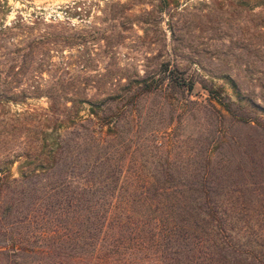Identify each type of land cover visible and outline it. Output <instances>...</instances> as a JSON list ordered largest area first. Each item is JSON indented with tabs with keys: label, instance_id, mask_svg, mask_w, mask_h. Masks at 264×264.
<instances>
[{
	"label": "rangeland",
	"instance_id": "374dc122",
	"mask_svg": "<svg viewBox=\"0 0 264 264\" xmlns=\"http://www.w3.org/2000/svg\"><path fill=\"white\" fill-rule=\"evenodd\" d=\"M258 2L0 0V160L14 161L11 171L20 177L26 158L17 155L30 141L28 132L17 131L18 120L49 109L50 96L96 100L128 79H187L193 90L175 87L140 99L127 125L133 160H150L152 174L188 177L210 155L207 169L217 174L219 191L239 190L244 199L254 194L258 203L264 130L219 119L206 102L212 88L235 100L234 80L242 94L264 104V27L254 28L264 5ZM224 129L227 139L219 141ZM24 187L31 189L19 190Z\"/></svg>",
	"mask_w": 264,
	"mask_h": 264
},
{
	"label": "trees",
	"instance_id": "16d2710c",
	"mask_svg": "<svg viewBox=\"0 0 264 264\" xmlns=\"http://www.w3.org/2000/svg\"><path fill=\"white\" fill-rule=\"evenodd\" d=\"M254 26L264 27V17ZM170 81L128 79L96 100L50 96L49 109L18 120L17 131L28 132L30 144L17 155L26 158L19 178L14 161L0 160L4 264H264L262 191L258 203L254 194L244 199L239 190L219 191L217 174L207 169L210 155L188 177L152 174L150 160H133L127 125L140 99L195 85ZM232 83L235 100L223 88L207 89V107L219 119L264 130V104ZM217 138L225 141L226 130Z\"/></svg>",
	"mask_w": 264,
	"mask_h": 264
}]
</instances>
